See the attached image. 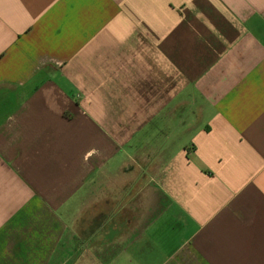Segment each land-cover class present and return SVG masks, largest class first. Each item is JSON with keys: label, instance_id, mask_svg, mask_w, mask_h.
<instances>
[{"label": "crops", "instance_id": "obj_1", "mask_svg": "<svg viewBox=\"0 0 264 264\" xmlns=\"http://www.w3.org/2000/svg\"><path fill=\"white\" fill-rule=\"evenodd\" d=\"M0 264H264V0H0Z\"/></svg>", "mask_w": 264, "mask_h": 264}]
</instances>
